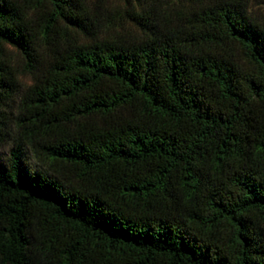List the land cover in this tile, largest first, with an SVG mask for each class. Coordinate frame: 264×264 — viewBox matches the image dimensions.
<instances>
[{
	"label": "trees",
	"instance_id": "trees-1",
	"mask_svg": "<svg viewBox=\"0 0 264 264\" xmlns=\"http://www.w3.org/2000/svg\"><path fill=\"white\" fill-rule=\"evenodd\" d=\"M107 1L0 0V264H264V20Z\"/></svg>",
	"mask_w": 264,
	"mask_h": 264
},
{
	"label": "rangeland",
	"instance_id": "rangeland-1",
	"mask_svg": "<svg viewBox=\"0 0 264 264\" xmlns=\"http://www.w3.org/2000/svg\"><path fill=\"white\" fill-rule=\"evenodd\" d=\"M249 3H250V7H251L253 14L256 15L259 19L264 20V0H249ZM104 5L107 7L108 5L111 6L112 0H110L109 3L108 1L104 2ZM7 49H8L9 55L11 56L12 64L19 72L18 81L22 86H24L25 84L29 82L30 77L26 73H23V74L21 73V69L23 67L21 56L17 53V51L13 47L7 46ZM15 106H16L15 102L13 101V102H10L9 107L6 108V116L8 118H11L13 116L15 112ZM10 146H11L10 142H6L1 146L0 148L1 157H4L8 154V150ZM25 155L26 157L24 159V162H25L27 169L29 170L35 166V162L28 153H26Z\"/></svg>",
	"mask_w": 264,
	"mask_h": 264
}]
</instances>
